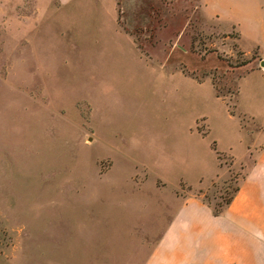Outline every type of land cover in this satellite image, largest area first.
Returning a JSON list of instances; mask_svg holds the SVG:
<instances>
[{
    "label": "rangeland",
    "instance_id": "obj_1",
    "mask_svg": "<svg viewBox=\"0 0 264 264\" xmlns=\"http://www.w3.org/2000/svg\"><path fill=\"white\" fill-rule=\"evenodd\" d=\"M263 60L264 0H0V263L141 264L175 193L222 209Z\"/></svg>",
    "mask_w": 264,
    "mask_h": 264
},
{
    "label": "crops",
    "instance_id": "obj_2",
    "mask_svg": "<svg viewBox=\"0 0 264 264\" xmlns=\"http://www.w3.org/2000/svg\"><path fill=\"white\" fill-rule=\"evenodd\" d=\"M257 136L258 145L239 154L245 174L222 211L201 195L175 193L161 227L146 235L152 244L142 242L148 253L141 264H264V132Z\"/></svg>",
    "mask_w": 264,
    "mask_h": 264
},
{
    "label": "trees",
    "instance_id": "obj_3",
    "mask_svg": "<svg viewBox=\"0 0 264 264\" xmlns=\"http://www.w3.org/2000/svg\"><path fill=\"white\" fill-rule=\"evenodd\" d=\"M232 197H233V195H232ZM232 197L230 198V200H229L228 202L231 201ZM228 202H227V203H228ZM214 209H215V208H214ZM222 209H223V208H222ZM222 209H218V210L215 209V211H216V212H220V211H222Z\"/></svg>",
    "mask_w": 264,
    "mask_h": 264
},
{
    "label": "water",
    "instance_id": "obj_4",
    "mask_svg": "<svg viewBox=\"0 0 264 264\" xmlns=\"http://www.w3.org/2000/svg\"><path fill=\"white\" fill-rule=\"evenodd\" d=\"M262 63L264 64V60L262 61Z\"/></svg>",
    "mask_w": 264,
    "mask_h": 264
}]
</instances>
